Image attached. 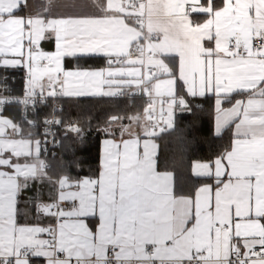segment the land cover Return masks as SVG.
<instances>
[{
  "label": "snow or ice",
  "instance_id": "snow-or-ice-1",
  "mask_svg": "<svg viewBox=\"0 0 264 264\" xmlns=\"http://www.w3.org/2000/svg\"><path fill=\"white\" fill-rule=\"evenodd\" d=\"M66 58L105 66L66 68ZM17 68L23 98L0 96V264H264V0H0V70ZM129 92L147 106L105 120L94 176L68 166L54 175L44 142L4 115L13 103L38 116L61 96ZM209 94L215 134L234 130L233 140L192 162L200 183L187 194L157 170L153 138L174 127L177 110L192 111L186 96ZM44 124L77 139L86 131L71 119Z\"/></svg>",
  "mask_w": 264,
  "mask_h": 264
},
{
  "label": "trees",
  "instance_id": "trees-1",
  "mask_svg": "<svg viewBox=\"0 0 264 264\" xmlns=\"http://www.w3.org/2000/svg\"><path fill=\"white\" fill-rule=\"evenodd\" d=\"M65 66L66 68L92 69L105 66V62L102 58L79 62L66 58ZM4 77L8 80L7 93L19 94L25 91L26 75L23 68L11 69L7 72L0 70V78ZM179 83L178 91H180ZM0 92L5 93L2 89ZM240 98L244 97L235 95V99ZM186 99L189 101L192 111L177 110L174 127L168 131L159 132L156 136L159 148L157 167L160 171H172L177 189L183 193L191 194L200 183V178L192 173V162L206 161L222 152L232 143L234 130L226 131L220 136L215 134L217 111L215 98L211 94L196 98L186 96ZM147 100L145 96H135L132 92L122 97L76 98L62 96L59 99L61 108L58 110L60 119H64L66 122L69 119L78 121L86 131L83 133L82 139H77L75 134L66 135L65 126L60 125L58 132L59 153L49 159L53 174L58 175L65 166H68L74 176L96 175L101 164L102 141L106 137L102 131L105 120L114 114L120 116L139 114L147 106ZM223 105L232 104L225 102ZM4 113L13 117L21 125L26 135L30 133L35 138L43 140L42 124L44 119L53 113V105H42L38 109V116L35 113L28 115L27 112L23 116L21 110L14 106L9 107ZM26 118L37 120L38 123L35 126H30L25 123ZM31 195V192H26L21 199L26 200ZM20 219L23 221L24 218Z\"/></svg>",
  "mask_w": 264,
  "mask_h": 264
},
{
  "label": "built area",
  "instance_id": "built-area-1",
  "mask_svg": "<svg viewBox=\"0 0 264 264\" xmlns=\"http://www.w3.org/2000/svg\"><path fill=\"white\" fill-rule=\"evenodd\" d=\"M24 92L23 93H19V94H17V93H2V92H0V96L8 95L13 100H16V99H22L23 96H24ZM139 95L140 94H135V96H139ZM122 96H116V97H122ZM61 97L54 98L52 100V103L50 105H53V113L51 115H49L47 118H45L44 121L46 119H53V118L60 119V117L58 115V110L61 108V103L59 102V99ZM145 97L147 98V96H145ZM12 106L20 109L23 116L26 115L27 111H26V109L24 108V106L22 104L13 103V104L7 106L5 111L8 110V108L12 107ZM163 126H164L163 122L161 121V127H163ZM59 128H60V125H45L44 122L42 124V131H43V134H44V139H43V142H44V144H43L44 157L48 160V162H49V159L51 157H54V156L58 155V153H59V146H60V139L58 137Z\"/></svg>",
  "mask_w": 264,
  "mask_h": 264
},
{
  "label": "crops",
  "instance_id": "crops-1",
  "mask_svg": "<svg viewBox=\"0 0 264 264\" xmlns=\"http://www.w3.org/2000/svg\"><path fill=\"white\" fill-rule=\"evenodd\" d=\"M36 2L47 6L48 3H49V0H36ZM51 2L55 3V4H58V5H73V4H81V3H91L92 0H51ZM42 46L44 47L45 50H48V51L54 50V42H51V41L44 42ZM72 69H75V68H72ZM92 69H96V68H92ZM96 97H102V96H96ZM240 99H242V98H240ZM231 106L232 105H229V106L222 105V107L225 108V109L230 108ZM4 115L8 116L9 118H12L15 121V119L13 117H11L10 115H8L6 113H4ZM216 119H217V116H216ZM133 133H138L141 136L142 140L145 138L143 136V127H142V125L141 126H136V125L133 124ZM117 137L119 138V133H117ZM124 138H128L127 134H125ZM36 139H40L43 142V140L41 138H36ZM153 139H154L155 143L158 145L157 138L154 137ZM140 150L141 151L143 150L142 149V144H141ZM102 152H103V141H102ZM158 152H159V148H157V155H158ZM157 170L160 171L158 169V167H157ZM167 171H169V170H167ZM161 172H164V171H161ZM170 172H172V171H170ZM173 180H174V183H175L174 173H173ZM33 261H34V264H46V261H45L44 258H33Z\"/></svg>",
  "mask_w": 264,
  "mask_h": 264
}]
</instances>
